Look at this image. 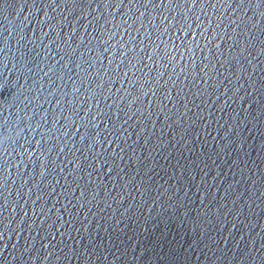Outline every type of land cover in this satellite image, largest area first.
Listing matches in <instances>:
<instances>
[{"label":"water","instance_id":"obj_1","mask_svg":"<svg viewBox=\"0 0 264 264\" xmlns=\"http://www.w3.org/2000/svg\"><path fill=\"white\" fill-rule=\"evenodd\" d=\"M0 264H264V0H0Z\"/></svg>","mask_w":264,"mask_h":264},{"label":"snow or ice","instance_id":"obj_2","mask_svg":"<svg viewBox=\"0 0 264 264\" xmlns=\"http://www.w3.org/2000/svg\"><path fill=\"white\" fill-rule=\"evenodd\" d=\"M169 59H171V57H169Z\"/></svg>","mask_w":264,"mask_h":264}]
</instances>
